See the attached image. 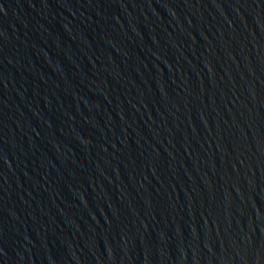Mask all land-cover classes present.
I'll return each mask as SVG.
<instances>
[{
  "label": "water",
  "instance_id": "obj_1",
  "mask_svg": "<svg viewBox=\"0 0 264 264\" xmlns=\"http://www.w3.org/2000/svg\"><path fill=\"white\" fill-rule=\"evenodd\" d=\"M0 264H264V0H0Z\"/></svg>",
  "mask_w": 264,
  "mask_h": 264
}]
</instances>
